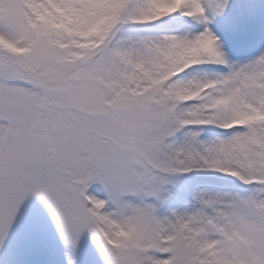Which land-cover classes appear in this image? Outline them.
Here are the masks:
<instances>
[{"label": "snow or ice", "instance_id": "obj_1", "mask_svg": "<svg viewBox=\"0 0 264 264\" xmlns=\"http://www.w3.org/2000/svg\"><path fill=\"white\" fill-rule=\"evenodd\" d=\"M256 7L0 0V247L34 197L99 264H264Z\"/></svg>", "mask_w": 264, "mask_h": 264}, {"label": "rangeland", "instance_id": "obj_2", "mask_svg": "<svg viewBox=\"0 0 264 264\" xmlns=\"http://www.w3.org/2000/svg\"><path fill=\"white\" fill-rule=\"evenodd\" d=\"M251 2L257 5L254 15L264 16V0ZM66 254L74 256L75 264H99L87 235L70 252L61 243L42 203L30 197L21 206L7 242L0 247V264H67Z\"/></svg>", "mask_w": 264, "mask_h": 264}]
</instances>
